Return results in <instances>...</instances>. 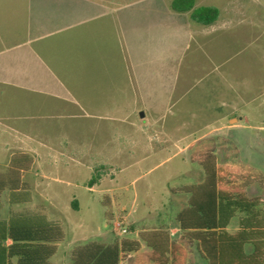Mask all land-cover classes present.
Instances as JSON below:
<instances>
[{
    "label": "rangeland",
    "instance_id": "rangeland-1",
    "mask_svg": "<svg viewBox=\"0 0 264 264\" xmlns=\"http://www.w3.org/2000/svg\"><path fill=\"white\" fill-rule=\"evenodd\" d=\"M172 1L0 0V174L61 225L51 264L173 222L201 151L264 177V0Z\"/></svg>",
    "mask_w": 264,
    "mask_h": 264
},
{
    "label": "trees",
    "instance_id": "trees-1",
    "mask_svg": "<svg viewBox=\"0 0 264 264\" xmlns=\"http://www.w3.org/2000/svg\"><path fill=\"white\" fill-rule=\"evenodd\" d=\"M135 1L125 0L123 5ZM195 1L173 0L171 9L189 13L190 20L202 26L219 19L218 7L195 8ZM195 157L204 180L183 188L188 201L175 217L178 239L159 228L140 232L138 239L90 242L73 250L72 264H196L198 258L201 264H264L263 200L248 192L254 185L264 192V177L242 166H218L212 150ZM11 171L0 174V213L5 203L8 206L7 217H0V264H51L64 239L63 229L42 213L15 210L31 200L19 192V171ZM73 206L77 209L76 201ZM233 222L236 227L231 230Z\"/></svg>",
    "mask_w": 264,
    "mask_h": 264
},
{
    "label": "crops",
    "instance_id": "crops-1",
    "mask_svg": "<svg viewBox=\"0 0 264 264\" xmlns=\"http://www.w3.org/2000/svg\"><path fill=\"white\" fill-rule=\"evenodd\" d=\"M202 174H203V179H202L201 182H199V183H197V184H200V183L203 182V180H204V171H203V170H202ZM187 201H188V200H187ZM187 201H186V204H185L181 209L176 210L175 212H174V211L172 212V218L174 219L173 222H169V223H167V224H164V223H162V224H158V227L155 228V229H159V228H165V229H168L169 232H170V234H171V237H172L174 240L178 239V237L180 236L181 231H180L179 224H178V222L176 221L175 217H176V215H177L182 209H184V208L187 206ZM30 203H31V202H30ZM30 203H28V204H30ZM173 213H174V214H173ZM140 232H142V231H139V232H138L137 237L139 236V233H140ZM137 239H138V238H137ZM249 249H250V248H247V250H249ZM196 264H201L199 258H198ZM203 264H206L205 261L203 262Z\"/></svg>",
    "mask_w": 264,
    "mask_h": 264
},
{
    "label": "water",
    "instance_id": "water-1",
    "mask_svg": "<svg viewBox=\"0 0 264 264\" xmlns=\"http://www.w3.org/2000/svg\"><path fill=\"white\" fill-rule=\"evenodd\" d=\"M143 115H144V113H143V112H141V113H140V116H141V117H143Z\"/></svg>",
    "mask_w": 264,
    "mask_h": 264
},
{
    "label": "built area",
    "instance_id": "built-area-1",
    "mask_svg": "<svg viewBox=\"0 0 264 264\" xmlns=\"http://www.w3.org/2000/svg\"><path fill=\"white\" fill-rule=\"evenodd\" d=\"M122 232H126V230L124 229V230H122Z\"/></svg>",
    "mask_w": 264,
    "mask_h": 264
}]
</instances>
